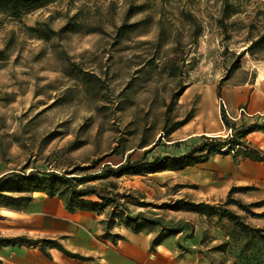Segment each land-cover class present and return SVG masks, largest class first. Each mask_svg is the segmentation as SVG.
Returning <instances> with one entry per match:
<instances>
[{
  "label": "rangeland",
  "instance_id": "374dc122",
  "mask_svg": "<svg viewBox=\"0 0 264 264\" xmlns=\"http://www.w3.org/2000/svg\"><path fill=\"white\" fill-rule=\"evenodd\" d=\"M263 32L264 0H45L21 15L0 9V175L32 169L82 174L128 158L180 155L202 135L233 132L223 110L238 125L264 122L248 114L249 100L240 98L246 88L264 95V46L254 53L249 48ZM240 108L247 113L240 116ZM229 154L96 184L144 202L131 204V211L171 228L189 229L188 221L173 223L172 216L181 211L175 206L190 201L233 210L248 231L233 219L200 212L210 228L206 239H217L203 245L210 246L212 264H264V200L216 187L227 180L219 166ZM32 196L22 209L0 205V237H18L0 250V264L53 258L56 247L42 240L63 246L56 228L87 225L72 218L77 212L94 215L99 239L114 241L105 232L114 236L128 222L119 207L115 222L105 224L114 205L70 210L59 195ZM83 199L102 202L94 194Z\"/></svg>",
  "mask_w": 264,
  "mask_h": 264
},
{
  "label": "trees",
  "instance_id": "16d2710c",
  "mask_svg": "<svg viewBox=\"0 0 264 264\" xmlns=\"http://www.w3.org/2000/svg\"><path fill=\"white\" fill-rule=\"evenodd\" d=\"M45 0H0V9L6 12H15V15H21L23 13H28V11L43 7ZM264 46V32L259 35V38L252 42L249 47L250 51L254 53V49L257 45ZM223 121L228 128L232 129V133L228 137L219 136H207L202 135L201 141L197 142L195 145L191 146L190 150L180 155H158L153 159H130L128 158L125 162H121L117 165H112L110 163H105L96 171H88L82 174H77V170L66 171L65 174H60L56 171L49 170H37L32 169L29 173L25 171L16 170L0 175V205L6 206L13 209H22L27 206L33 200V192L42 191L46 192L48 195L55 196L59 195L60 198L67 202V206L70 210L88 208L92 205L106 206L114 205V213H112L113 218H108L105 220V224L109 226L115 222V212L121 207V211L127 218L126 227L132 231H139L149 224H157L153 219H148L144 216L143 212L138 214L133 213L130 209L131 204H136L139 206H146L144 202L141 201H128L124 199L127 197L126 194L120 192H113L108 190L101 184H96V182L108 179L121 177L124 175L131 174H147L162 172L167 169L178 170L186 166L196 164L197 162H203L209 160L213 155L222 153L229 154V152L235 151L236 155L249 156L255 160H264V153L258 149L250 147L247 145V137L250 133L255 131L264 130V122H244L238 125L236 122L231 121V119L226 115L223 110ZM184 123L176 124L167 133L175 131ZM179 143V142H178ZM95 166L83 167L85 170L93 169ZM254 187H237L233 186L230 189L229 195L234 191L247 190ZM20 192V195H13L12 193ZM24 193H29L31 195H24ZM94 194L98 199L102 200L99 204H93L91 201L83 199L84 196ZM183 199L180 200V203ZM230 203V199L227 202ZM176 210H191L195 212H204L210 216L214 214L220 217H227L233 219L236 224H238L243 230L248 231L250 225L245 224L241 221V216L235 213L233 210L224 209L223 211H218L217 206H212L207 202H195L190 201L186 204H181V206H175ZM189 230L193 231L194 227L190 222ZM160 233L154 238V243H158L166 239V237L179 232L180 228H171L167 224H161ZM253 228V227H252ZM260 231L259 228H254ZM107 237H111L116 241L122 238V234L116 233V235L109 234L105 232ZM18 238V237H17ZM17 238H11L6 236L0 237V250L5 246H10L14 243ZM19 238H26L25 236H20ZM48 243L49 247H56L63 251L66 255L71 257L84 259L78 253L66 250L61 244L55 239L42 240Z\"/></svg>",
  "mask_w": 264,
  "mask_h": 264
},
{
  "label": "crops",
  "instance_id": "0c3cea01",
  "mask_svg": "<svg viewBox=\"0 0 264 264\" xmlns=\"http://www.w3.org/2000/svg\"><path fill=\"white\" fill-rule=\"evenodd\" d=\"M241 101L247 103L248 114L264 118V95L259 94L258 89L249 88L240 90ZM225 127V125H223ZM223 128L216 131L222 132ZM247 143L264 153V130L250 133ZM225 165H220V176L227 180L216 185L219 192L225 194L231 187H254L247 189L243 194L246 199L264 200V160H255L249 156L235 157L229 154L224 159ZM173 223L180 221L190 222L194 229L190 231L182 226L175 234H172L161 242L154 243V238L160 233L161 224H149L139 231H132L126 226L118 227L122 238L99 239L95 234L100 233L101 228L97 219L90 212L74 213L72 218L78 223L87 225L73 229L56 228V232L63 234L62 244L69 251L80 254L84 259L71 257L63 251L51 249L53 258H42L41 264H212L209 247L203 246L209 241L215 243L217 239L209 237L210 228L206 216L200 212L181 209Z\"/></svg>",
  "mask_w": 264,
  "mask_h": 264
},
{
  "label": "built area",
  "instance_id": "2783aa9c",
  "mask_svg": "<svg viewBox=\"0 0 264 264\" xmlns=\"http://www.w3.org/2000/svg\"><path fill=\"white\" fill-rule=\"evenodd\" d=\"M221 101L224 103L225 107H226V101L224 98L220 97ZM239 115L242 116L243 114L247 113V110L246 108H240L239 109Z\"/></svg>",
  "mask_w": 264,
  "mask_h": 264
}]
</instances>
